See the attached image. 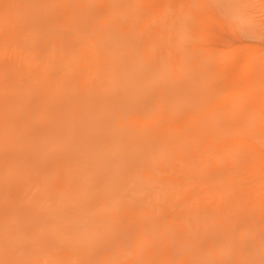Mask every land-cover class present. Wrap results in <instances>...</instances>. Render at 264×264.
<instances>
[{"label": "rangeland", "instance_id": "374dc122", "mask_svg": "<svg viewBox=\"0 0 264 264\" xmlns=\"http://www.w3.org/2000/svg\"><path fill=\"white\" fill-rule=\"evenodd\" d=\"M0 264H264V0H0Z\"/></svg>", "mask_w": 264, "mask_h": 264}, {"label": "bare ground", "instance_id": "6f19581e", "mask_svg": "<svg viewBox=\"0 0 264 264\" xmlns=\"http://www.w3.org/2000/svg\"><path fill=\"white\" fill-rule=\"evenodd\" d=\"M84 52L86 53L85 62H84L85 72L81 75V79L82 81H84L87 78V76L90 73H92L95 75L94 77V85H95L96 77L102 74V68L110 66V59L109 57H106L104 54H101V56L98 57L96 51L94 50L88 51L87 49L84 48ZM91 66H94V70L90 68ZM109 72L110 70L107 71L108 73L107 74V84H109V82L112 79V76L109 74ZM81 87H83V89L85 88L84 85H82ZM164 118L165 120L163 121V123H159V120L154 119L158 123V126L160 129L170 126L171 119L168 116H165ZM150 124L153 126L154 123L150 122Z\"/></svg>", "mask_w": 264, "mask_h": 264}]
</instances>
